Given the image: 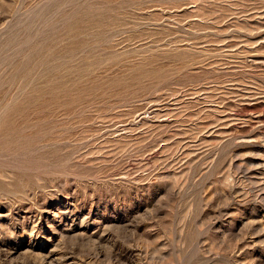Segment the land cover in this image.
Returning a JSON list of instances; mask_svg holds the SVG:
<instances>
[{
    "label": "rangeland",
    "instance_id": "rangeland-1",
    "mask_svg": "<svg viewBox=\"0 0 264 264\" xmlns=\"http://www.w3.org/2000/svg\"><path fill=\"white\" fill-rule=\"evenodd\" d=\"M0 264H264V0H0Z\"/></svg>",
    "mask_w": 264,
    "mask_h": 264
}]
</instances>
